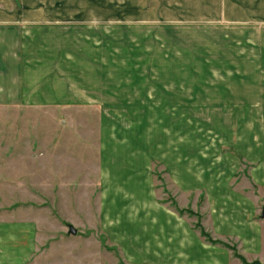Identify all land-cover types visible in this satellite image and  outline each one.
<instances>
[{
  "label": "rangeland",
  "instance_id": "374dc122",
  "mask_svg": "<svg viewBox=\"0 0 264 264\" xmlns=\"http://www.w3.org/2000/svg\"><path fill=\"white\" fill-rule=\"evenodd\" d=\"M127 1L103 0L96 11L88 2L83 17L87 22L100 19L102 39H113L119 49L111 56L108 45L103 73L96 80L113 100L130 106L0 109V223L7 224V249L20 248L21 234L27 246L19 260L7 250L6 264H150L141 252L138 257L128 255L126 224L134 215L126 210L148 208L146 200H154L162 210L189 218L205 211L204 192L182 196L184 202L191 200L183 208L181 197L175 201L174 169L180 165L184 177L229 180L231 192L261 217L264 72H259L264 68V39L258 46L250 44L257 50L247 59L235 50L234 39H218L217 47L208 39H152L145 60L130 59L129 54L143 51L130 50L127 43L126 21L141 14L128 10ZM57 14L45 12L41 20ZM74 15L67 10L57 17ZM25 16L39 18L29 12ZM86 30L89 34L95 29ZM235 30L239 28H225L227 34ZM134 31L131 36H142ZM143 63L151 75L136 74L142 70L134 68ZM234 70L238 74L230 73ZM83 80L87 89L93 86L89 77ZM147 99L162 105L150 106ZM200 226L195 225L198 230ZM142 231L137 230L134 242ZM3 252L0 247V255ZM239 254H234L240 260L236 264H264Z\"/></svg>",
  "mask_w": 264,
  "mask_h": 264
},
{
  "label": "crops",
  "instance_id": "0c3cea01",
  "mask_svg": "<svg viewBox=\"0 0 264 264\" xmlns=\"http://www.w3.org/2000/svg\"><path fill=\"white\" fill-rule=\"evenodd\" d=\"M88 2L96 11V6H101L103 0H0V109L72 105L117 107L129 103L119 104L118 99L113 100L114 96L96 80V76L103 73L101 62L108 58L103 55L108 45L111 44L113 51L111 56L118 54L119 49L113 47V39H102L104 25L100 19L84 21L83 13L87 11ZM127 4L128 10L141 13L136 19H127L125 24L130 50L143 51L140 55L129 54L130 59L145 60L144 54L151 53L149 43L152 39H208L214 46L219 44L218 39L224 42L234 39L231 43L235 50L247 53L245 56L241 54L242 59H247L252 50H257L251 45L258 46L264 39V0H128ZM67 10L77 15L69 17L71 19L57 17L61 11ZM28 12L39 18L24 19ZM45 12L59 14L48 21L41 20ZM6 15L11 16L7 18ZM225 28L239 30L227 34ZM76 29H84V33ZM86 29L95 30L86 34ZM135 29L141 31L137 32L142 36H131ZM156 30L166 38L155 36ZM95 64L99 68H95ZM138 64L134 69L142 71L136 74H152V69L145 68L144 63L142 67ZM255 65L260 67L257 62ZM262 72L264 68L259 73ZM230 73L238 74L236 70ZM77 77H89L93 86L87 89V82ZM74 90L76 95L72 94ZM146 93L150 94L149 88ZM147 103L155 107L162 105L152 104L150 99ZM182 171V165L174 169L178 188L175 201L181 197L183 208L191 200L189 203L186 198L184 202L182 196L193 197L204 192L205 211H198L195 218H189L188 214L162 210L154 200H146L148 208L136 206L135 212H130L129 207L126 212L134 215L126 224L129 242L126 250L130 258L138 257L137 253L141 252L142 260L150 264H236V261L240 262L234 256L237 252L250 261L264 262V221L257 217L256 209L247 208L237 197L238 193L231 192L229 180L200 181L198 176L184 177ZM193 205L199 210L197 203L193 202ZM197 223L201 225L199 230L195 227ZM123 224L122 221L121 227ZM137 230L143 231L141 239L134 242ZM208 237L212 240L209 241ZM18 244L19 249H7V224L0 223V247L4 249L0 264H6L7 250L14 251L13 256L19 260L21 252L27 250V246H23L22 234ZM230 245L236 246L234 250Z\"/></svg>",
  "mask_w": 264,
  "mask_h": 264
},
{
  "label": "water",
  "instance_id": "95a60500",
  "mask_svg": "<svg viewBox=\"0 0 264 264\" xmlns=\"http://www.w3.org/2000/svg\"><path fill=\"white\" fill-rule=\"evenodd\" d=\"M261 218L264 219V209H263V212L261 214ZM69 232L72 235H76L77 234V230L74 227H72V226H69Z\"/></svg>",
  "mask_w": 264,
  "mask_h": 264
}]
</instances>
